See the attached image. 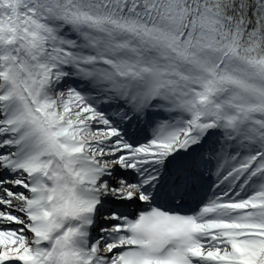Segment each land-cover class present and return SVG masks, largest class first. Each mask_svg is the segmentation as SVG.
Masks as SVG:
<instances>
[{
	"label": "snow or ice",
	"instance_id": "snow-or-ice-1",
	"mask_svg": "<svg viewBox=\"0 0 264 264\" xmlns=\"http://www.w3.org/2000/svg\"><path fill=\"white\" fill-rule=\"evenodd\" d=\"M0 264H264V0H0Z\"/></svg>",
	"mask_w": 264,
	"mask_h": 264
}]
</instances>
